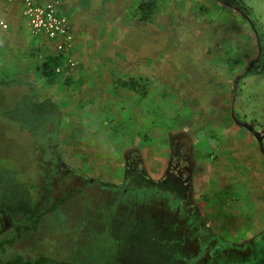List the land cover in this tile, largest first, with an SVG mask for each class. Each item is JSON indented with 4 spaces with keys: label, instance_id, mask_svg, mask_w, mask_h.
Here are the masks:
<instances>
[{
    "label": "rangeland",
    "instance_id": "rangeland-1",
    "mask_svg": "<svg viewBox=\"0 0 264 264\" xmlns=\"http://www.w3.org/2000/svg\"><path fill=\"white\" fill-rule=\"evenodd\" d=\"M58 1L78 8L70 19L76 22L71 45L59 50L40 38L35 48L41 56L63 53L66 71L55 83L35 76L32 84L39 97L60 107L59 138L51 145L59 177L46 188L50 162L40 146L1 117L0 162L37 185V201L52 205L72 192L5 257L156 264L145 251L156 245L166 250L164 264H176L181 249L193 248L199 236L203 243L218 241L211 252L220 254L217 264H264V252L258 256L256 245L241 241L244 227L253 226V233L259 228L253 224L264 219V203L257 200L264 195V162L255 137L230 114L239 91L231 79L243 75L264 46V0H163L147 22L138 19L136 0ZM27 34L17 29L12 46L29 50ZM116 76L144 81L147 90L115 88ZM26 89L1 88L0 108ZM243 89L235 98L243 112L261 117L264 74H247ZM258 104L260 113L252 112ZM180 138L188 140L196 161L189 172L197 202L184 206L173 188L153 185L166 177L169 143L178 146ZM13 222L0 213V238ZM234 238L241 242L230 244ZM259 244L264 248V238Z\"/></svg>",
    "mask_w": 264,
    "mask_h": 264
},
{
    "label": "trees",
    "instance_id": "trees-1",
    "mask_svg": "<svg viewBox=\"0 0 264 264\" xmlns=\"http://www.w3.org/2000/svg\"><path fill=\"white\" fill-rule=\"evenodd\" d=\"M163 0H136L138 19L142 22L152 20ZM63 53H53L43 56L40 64L42 76L49 83L57 82L65 73ZM59 69V70H57ZM20 83L16 79L0 80V89L12 87ZM114 84L144 93L146 83L135 77L115 78ZM1 119L13 123L21 132L30 135L37 142L44 159L50 162V167L45 175V186L54 188L52 179H57L59 174L53 165L55 158L51 152V145L58 141L62 125V116L58 103L49 96L39 97L34 90L24 91L13 97L7 107L0 108ZM109 185V183H107ZM37 185L31 180H24L18 168L10 167L0 162V213L8 214L13 219V230L8 235L0 238V264H72L57 258L39 255L27 258L15 255L6 258L7 248L15 245L24 233L39 230L44 217L53 211L60 202L66 201L71 196V190L65 196L50 205L46 200L37 201L35 189ZM73 189V188H71Z\"/></svg>",
    "mask_w": 264,
    "mask_h": 264
},
{
    "label": "flooded vegetation",
    "instance_id": "flooded-vegetation-1",
    "mask_svg": "<svg viewBox=\"0 0 264 264\" xmlns=\"http://www.w3.org/2000/svg\"><path fill=\"white\" fill-rule=\"evenodd\" d=\"M260 35H262L261 33L259 34L258 40L260 38ZM257 45H258V41H257ZM256 56L253 58V60H250V62L248 63L247 66H244V74L240 75V76H235V78L231 79V82L233 84V87H239V91L236 89V91H234V97H233V101L231 103V108H230V114L233 117V119L235 120V122H237L238 125H240L242 129H244V131L247 133H250L251 136L255 137L256 141V145H257V149L259 151V154L262 156V162H264V109H262L261 111H263V115L261 117L254 116L252 114H248L247 115L243 112L244 109V105L242 103V100L240 102V100H236L237 98V94H242L241 92L244 91L243 87L245 85V82L247 80V74L249 75V73L252 74H264V46L263 47H258V49L256 50ZM236 98V99H235ZM236 102L235 105H237V110L232 109V106L234 105V103ZM253 108V106H251L250 108L247 109V112ZM260 104H258L257 107L254 106V109L252 110V112H256L259 111L260 113ZM235 112H234V111ZM251 112V113H252ZM179 145L177 146V142L173 143L172 140L169 143V148H170V158L169 161L167 163V167L164 170V176H166L163 180L159 181L160 183H156L153 182L154 186L158 185V184H165V187H169L171 190L172 188L174 189V193H177V195L179 196L178 198H180V203L182 206L186 205V204H190V203H196V196L194 193V186L190 180V167L192 165L196 166V161H195V152L194 149L192 148V146L189 144L187 139H179ZM174 170V177L172 179V177H170L171 175V171ZM174 182V183H172ZM151 183V182H150ZM101 186H108V187H113V184H107L106 182H102ZM258 201H261L262 203H264V195H261L258 197L257 199ZM193 207L196 208V206L193 205ZM52 212V211H51ZM51 212H49L47 215H49ZM192 212V211H191ZM261 212L264 214V208L261 210ZM195 214V212H192ZM189 215H191L190 210H189ZM46 215V216H47ZM45 216V217H46ZM198 219V213H197V217H194L193 215V220ZM261 222H257L253 225H257L258 230H256L253 233H249L252 232L253 226L252 227H244L245 230L243 231L242 237H241V241L243 242H248V244L252 247L253 244L254 246L256 245L257 247V252L258 256L264 252V248L261 247L260 240L264 238V234H260L262 231H264V227L261 228L264 225V219L260 220ZM201 223L198 222V225H196V227H200ZM12 226L14 227V225L12 224ZM13 230V228H12ZM11 230V231H12ZM199 230V229H198ZM201 230V229H200ZM199 232V231H198ZM197 232V233H198ZM237 233V230H236ZM241 234V231L240 233ZM237 234V235H238ZM249 234L251 236L247 237L246 235ZM260 234V235H259ZM258 235V236H257ZM232 236V234H231ZM257 236V237H256ZM237 237V236H236ZM256 237V239H255ZM227 239V238H225ZM234 242H231L230 244L236 243V242H241L238 241L239 238H234ZM255 240V241H254ZM257 241V242H256ZM194 243L195 246L193 248L195 249L194 253H191V251L193 250V248H190L189 246H184L183 249H181V253L179 255V261L176 264H207V262H209L210 264H217L218 262H220V260L218 262H216V258L217 255L216 253L212 254L211 252H214V250L216 249L214 247V244L218 243L217 240H215L213 237L210 238L208 243H203L201 241V237L197 236L194 239ZM228 244V245H230ZM251 247H247V248H251ZM137 249H143V248H139L137 247ZM189 249V255H186V251ZM146 251V255L148 256L147 258H150V263L155 262L156 264H164V260L161 259L160 256H162V252H165L166 250L161 249L160 247H157L155 245V247L153 248H145ZM254 251V250H253ZM210 252V253H209ZM249 251L246 250V253H248ZM212 255V258H210V256ZM222 256H225V254H221ZM146 258V259H147ZM148 261V259H147ZM170 262V261H169ZM199 262V263H198ZM223 262V260H222ZM258 262V260H257Z\"/></svg>",
    "mask_w": 264,
    "mask_h": 264
},
{
    "label": "crops",
    "instance_id": "crops-1",
    "mask_svg": "<svg viewBox=\"0 0 264 264\" xmlns=\"http://www.w3.org/2000/svg\"><path fill=\"white\" fill-rule=\"evenodd\" d=\"M33 1L39 4H44L46 2H53L56 6L57 12L69 20L71 31L73 32V29L74 30L76 29L75 28L76 22L74 20H75V13L78 12V8L73 7L72 5H69V7H65V8L59 7L58 0H33ZM70 19H74V20H70ZM3 24L5 26H3ZM17 29L23 30V32L26 34L28 33L27 35L30 34L29 36L31 39L27 44V46L30 48L29 50L27 49V47L18 48L16 46H12L13 43L11 42L13 40H10V35L16 34ZM75 37H77V34H75ZM40 38L47 40L50 44H52L55 47L56 42L54 40H50L44 35H38V36L33 35L30 32V29L27 24V20L22 13V4L20 0H13L11 2L0 0V76H1L0 80L16 79L19 80L20 83L16 84L15 86L22 85L25 88H30L24 91H32V90L36 91L32 82L35 80V76L38 80L41 77H43L40 70V64L43 60V56L47 54H53V53H47V54L44 53L43 56H41L40 49L35 48L36 47L35 44L39 41ZM73 42H75V44L73 43V47H74L76 45V40L74 39ZM76 51L77 49L74 50L75 53ZM118 77L119 76L113 78V85L115 86V88H120V86H116L114 84V79ZM146 90H147V86L144 93L146 92ZM24 91H21L20 93Z\"/></svg>",
    "mask_w": 264,
    "mask_h": 264
},
{
    "label": "built area",
    "instance_id": "built-area-1",
    "mask_svg": "<svg viewBox=\"0 0 264 264\" xmlns=\"http://www.w3.org/2000/svg\"><path fill=\"white\" fill-rule=\"evenodd\" d=\"M1 1L11 2L13 0ZM20 1L22 13L33 35H44L50 40H54L59 50H64L71 45L72 31L70 22L57 12L53 2L39 4L33 0ZM3 26L5 25L3 24ZM70 63L72 64V62Z\"/></svg>",
    "mask_w": 264,
    "mask_h": 264
}]
</instances>
